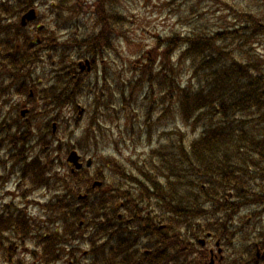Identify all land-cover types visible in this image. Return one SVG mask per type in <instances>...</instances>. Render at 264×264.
Returning a JSON list of instances; mask_svg holds the SVG:
<instances>
[{"label":"trees","instance_id":"obj_1","mask_svg":"<svg viewBox=\"0 0 264 264\" xmlns=\"http://www.w3.org/2000/svg\"><path fill=\"white\" fill-rule=\"evenodd\" d=\"M118 1L97 0L94 20L124 26L125 19L115 17L114 11L110 12L119 4ZM71 4L78 7L81 3L79 0H65L58 7ZM241 4L244 10L237 9V6L227 7L226 4L220 10L228 11L230 25L225 26L223 20L220 28L201 26L189 34L174 33L160 37L156 41L157 46L138 59V65L134 66L138 80L133 85L132 94L144 87L149 90V103L142 105L143 116L147 118L142 119L149 125V130H141V134L144 139L149 136L146 150L151 149L143 160H134L128 166L109 160L105 166L108 175L99 173L96 176L97 179L102 178L106 186L94 197H90L89 188V198L85 201L78 199L82 185H91L94 178L85 175L84 171L73 173L71 168L69 174L64 175L62 169L67 164L55 158L48 149L53 141L50 144L44 137L35 142L32 139L39 136L37 129L32 125L20 127L26 136L21 143L22 153L18 155L25 163L24 176L43 187L52 183L58 192L53 202L43 205L45 211L46 208L51 211L45 221L48 224L40 226L39 221L28 218L24 220L23 227L18 228V232L37 239L39 243L36 245L38 252L29 253L31 259L36 258L39 264H69L75 253L70 250V244L75 238H84L86 229L93 226L87 235L93 243L96 236L101 237L102 234L121 238L129 229L141 234L152 233L159 240L155 264L163 261L165 242L169 239L171 252L175 253L173 261L179 264L180 260L175 256H180L182 251L181 234L188 230L195 236L211 230L209 222L213 217L206 223H199V216L212 212L208 207H219L220 202L231 197L238 202L224 206L232 210L264 200V59L253 46L259 37H264V0ZM190 8L191 13L202 18L195 6ZM253 8H258V11L254 12ZM109 28V24L103 27L106 31ZM100 33L87 42L75 40L74 45L97 54L102 41H109L108 36L103 38L104 34ZM105 45L108 46L109 42ZM38 58L37 55L30 63ZM186 64L191 80L184 84L180 73ZM68 91L70 96L65 97L69 95ZM83 91L89 92L92 88L87 89L79 81L58 93L44 91L43 98L50 104H56L54 109L47 106V111L58 110L60 105L69 101L73 103L75 96ZM161 96H164L163 100L158 101ZM65 98L68 100H63ZM168 99L178 106L186 126L203 129L201 138L187 142L182 132H178L176 138L163 132L168 137L161 135L159 144H155L151 117L154 112H159L156 108ZM101 100L105 107L108 106L107 99ZM96 103L97 100L94 106ZM95 108V116L77 139L81 148L96 132L95 126L101 129L99 116L102 113L99 114V106ZM168 111L169 107L164 105L162 115ZM94 138L99 140L95 135ZM12 140L16 141L15 138ZM30 142L38 143L29 146ZM39 143L40 152L31 156L28 162L29 154ZM61 148L62 144L58 151ZM165 216L168 222H165V228H161L159 223ZM94 246L93 264H101V247ZM18 264L33 263L18 261Z\"/></svg>","mask_w":264,"mask_h":264},{"label":"rangeland","instance_id":"obj_2","mask_svg":"<svg viewBox=\"0 0 264 264\" xmlns=\"http://www.w3.org/2000/svg\"><path fill=\"white\" fill-rule=\"evenodd\" d=\"M79 1L81 4L78 5V7H74L73 4H71L68 6L69 11L62 12L63 20L69 19L71 22L80 24L81 28H85V31L77 30L79 33L82 32L81 34L84 33L85 37H92L96 33L99 34L100 29L97 28L96 30L97 24L94 20V7L97 0ZM249 1L251 0H217L214 2L203 0H119V4L113 7L110 12L114 11L115 17L125 19V23L122 22L124 26L117 23V25L112 28L113 40L111 35L108 34L112 41L108 46L103 44L100 48V54L96 56V69L87 77H79L83 84L97 87L98 89L92 88V91L80 92L75 96L73 103L69 101L60 105L58 112H53L51 110L46 111L47 106L43 104V101L36 99V95L34 97L33 105L38 104V108L41 110L39 113V124H36V127L43 128V125L46 124V122L44 123L46 118H55V116L58 118L55 120L58 126L57 132L53 137L51 148H48L50 152L55 158L61 157V159H59L63 160L65 164H67L66 159L70 149H76L86 159L91 158L94 166L85 172V174L91 178L99 173L108 175L105 166L109 160L114 159V161L121 166H128V163L134 160H143L148 150L151 148L146 150L149 146V136L144 139V136L141 134V130H149V125L142 119V117L147 119L143 116L142 105L144 104L147 106L150 99L148 97L149 90L146 89L147 87L141 90H135L132 94L133 85L138 80L137 72L134 71V66L138 65V59H140L145 52L156 47V41L160 37H168L174 33L189 34L199 29L201 26L210 27L212 29L220 28L223 20L226 22L225 26L230 25L231 19L230 15H228V11L220 10L225 8V4L227 7L237 6V9L244 10L241 3H249ZM191 6H195L196 11L198 14L202 15V18H200V16L197 17V13L190 12L192 10L190 8ZM51 11L53 12L51 9V1H44L42 8H40V15L44 18L49 28L54 29L56 25L58 26V22L56 24V17ZM253 11L257 12L258 8H253ZM221 17H223V19H221ZM208 31L211 30L208 29ZM253 46L257 54L264 59V37H259L254 42ZM59 52V55L53 52L45 53L39 66L35 65L33 67L41 74L45 70L47 71L46 76L43 78L44 83H52L53 79L57 75H60L59 73L63 69L58 59L59 57L61 58L62 51L59 50ZM76 53L77 51H74V53L71 54V61H78L79 58ZM175 58L176 56H174L173 61H175ZM44 63L47 64L40 67V65ZM62 64H66V62ZM182 68L180 80L184 84H187L191 80L188 64H186L185 67L182 66ZM89 80L93 81V85L88 84ZM88 86L87 89H89ZM63 87L64 81L61 78L60 89ZM100 91L105 92L106 95H102ZM163 97L164 96L158 97V101H162ZM18 98L19 97H17V100ZM103 98L104 101L105 99L108 101V106L106 107L101 100ZM95 100H97V103L94 106ZM77 104L84 108L85 112L83 115L78 114ZM164 105L169 107V111L162 115ZM90 106L94 107V109H89ZM97 106H99V114L102 113L99 116L101 129L95 126L96 132L93 133L90 140L84 142L85 146L81 148L77 143V139L82 135L81 132H84L88 122L92 121L96 114L95 107ZM156 110L153 117H151V121H154L152 124L154 136L152 140L156 142V145L159 144L163 132L169 133L172 138L178 137V132H182L185 134L187 142H191L201 136L203 129L198 128L195 130L192 126H186L183 120H181L178 106L173 105L169 99L165 101V104L159 105ZM11 112H13V110H11ZM102 122L104 124H102ZM41 132L42 133H39L36 139L32 140H35V142L37 140L41 141L44 136L46 137L48 135L47 133L49 130H42ZM94 135L99 139L98 141H96ZM163 137L166 138L168 136L163 135ZM35 142H30L29 146H35L38 143L34 144ZM60 144H62V148L58 151ZM18 145V141H13L11 139L10 146L12 147V151H14L15 147ZM40 145L41 143L37 145V150H32L29 154L30 158L28 159H31L36 153L40 152ZM43 146H45L44 143ZM41 154L43 156L45 155L44 153ZM26 155H28V152ZM0 159L3 160V164L0 162V184L4 186L5 181H9L6 187L4 186L5 188H1L0 190V194H4L5 197L2 204L14 202L19 205L22 210L24 209L26 213L32 214V216L38 220V217H42L44 214H42V210L40 209L41 206H36V202L43 203L44 201L53 200L56 194L53 195L51 193L50 195L49 191L40 190L29 195L27 198L28 200L23 199L21 194H19L21 190H19L17 184L19 182L21 183L19 180L21 173L24 171L25 163L21 162V158L17 159L20 171L14 175L17 177L14 180L11 173L17 170L15 164L10 162L11 157L8 159L7 152L5 151L4 153H0ZM69 172V166L66 167V170L62 169L64 175L67 173L69 174ZM89 172L91 174H89ZM28 183L31 184L29 179ZM90 187V184L87 187L82 185L79 195H85L87 189ZM97 193H99L98 189H96L93 194ZM29 199L34 202L30 204ZM38 211L41 213H38ZM12 216H14V211H12ZM5 218L9 217L5 215ZM206 221H208V218L202 219V222ZM209 223L212 224V221L210 220ZM3 224L9 227L11 225V227L18 230V228L23 227L24 222L9 218L5 219ZM42 224H44L43 219L41 220V225ZM13 241L15 242L16 240L13 239ZM28 241L29 239L24 241V247L35 252L30 248V246L35 244ZM32 241L35 242V240ZM78 247L82 251L90 250L89 246L81 243ZM80 255L81 252L78 254V258H80ZM26 257L27 255H24V257L21 258L24 263L32 262L33 264H37L36 258L30 261L31 259H26Z\"/></svg>","mask_w":264,"mask_h":264},{"label":"flooded vegetation","instance_id":"obj_3","mask_svg":"<svg viewBox=\"0 0 264 264\" xmlns=\"http://www.w3.org/2000/svg\"><path fill=\"white\" fill-rule=\"evenodd\" d=\"M50 1L52 10L58 18L56 12L58 0ZM43 4L44 0H0V153L6 151L8 159L12 157V152L15 154L21 152V143L26 140L24 130L20 127L39 124L41 110L38 104L33 105L35 95L36 99L43 101L45 106L54 109L56 104H50L48 99L43 98L44 91L53 90L58 93L59 90L70 88L77 84L78 77H87L97 67V57L93 54H81L82 47L74 45L75 40L88 38L84 33L78 32V30L84 32L85 28H81L80 24L71 22L69 19H64L58 22V26L56 25L54 29H50L40 15ZM31 10L36 12L35 20L23 24V17ZM96 24V30L105 28L108 24L111 25V30L104 31V36L110 34L113 40V22H96ZM112 40L109 38L104 45ZM59 50L62 51L61 58H58L63 68V73L62 71L59 73L62 77L57 75L52 83H44L46 70L41 74L37 69H28L29 64L39 66L45 53L53 52L59 55ZM74 51H77L76 55L79 58L77 62L71 61V54ZM37 55L39 58L30 63ZM86 60L89 61V70L87 66L80 64ZM63 62L66 64H62ZM83 67L86 68V72H81ZM61 78L64 81L62 89H60ZM68 94L65 97L70 96V91ZM17 97H19L18 100ZM47 134L45 138H50V133ZM12 138L19 142L14 151L10 146ZM17 159L16 157L13 161L18 169ZM0 162L3 164L2 159ZM16 178L14 177V180ZM19 181L21 183L17 185L23 199L28 200L29 195L41 190V185L33 182L29 184L27 176L22 173ZM8 182L5 181V187ZM4 186L0 184V190L5 188ZM262 194L264 196V192ZM0 199V221L9 218L20 221L22 216L23 220L28 218L29 213L14 202L2 204L5 199L4 194H0ZM29 200L30 204L34 202ZM230 203H235L233 197L220 202L219 207L217 206L211 230L203 234L202 232L195 234V236L194 232L188 230L181 234L182 251L179 264H264V200L240 205L236 210L224 206ZM39 204L41 202H36V205ZM5 215L9 218H5ZM5 227L6 225H0V264H12V234L16 240L14 258L18 261L28 251L24 247V241L28 238H19L15 231L9 228L4 229ZM124 234L125 236L121 238L117 235L102 234L100 237L101 264H155L156 257L153 254L156 238L152 236V233L144 235L136 232L135 229H129ZM76 244L72 246L74 251L77 248ZM165 245L164 258L160 264H173L170 241H166ZM71 264H77L76 255Z\"/></svg>","mask_w":264,"mask_h":264},{"label":"water","instance_id":"obj_4","mask_svg":"<svg viewBox=\"0 0 264 264\" xmlns=\"http://www.w3.org/2000/svg\"><path fill=\"white\" fill-rule=\"evenodd\" d=\"M36 18V14H35V11L34 10H31L29 11L24 17H23V24H26L28 21H32ZM83 64H86L88 66V68L90 67L89 66V61H86L85 63ZM84 69V67H83ZM83 111H80V114H82ZM80 155L78 154L77 151L73 150L69 156H68V161L71 162L72 164H74L75 168L76 169H80L83 165L82 163L80 162ZM92 163V160L89 159L88 162H87V165L90 166ZM75 170V169H74ZM96 186H101V182H95L94 185H93V188H95Z\"/></svg>","mask_w":264,"mask_h":264},{"label":"bare ground","instance_id":"obj_5","mask_svg":"<svg viewBox=\"0 0 264 264\" xmlns=\"http://www.w3.org/2000/svg\"><path fill=\"white\" fill-rule=\"evenodd\" d=\"M32 246H33V247H32ZM32 246H30V248H31L32 250L38 252V248H37V246H36V247H35V245H32ZM28 247H29V246H28Z\"/></svg>","mask_w":264,"mask_h":264}]
</instances>
